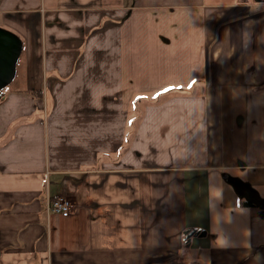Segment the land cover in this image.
I'll return each mask as SVG.
<instances>
[{"label":"crops","instance_id":"1","mask_svg":"<svg viewBox=\"0 0 264 264\" xmlns=\"http://www.w3.org/2000/svg\"><path fill=\"white\" fill-rule=\"evenodd\" d=\"M242 2L0 0V264H264V211L226 181L264 200V3Z\"/></svg>","mask_w":264,"mask_h":264},{"label":"water","instance_id":"2","mask_svg":"<svg viewBox=\"0 0 264 264\" xmlns=\"http://www.w3.org/2000/svg\"><path fill=\"white\" fill-rule=\"evenodd\" d=\"M20 53L21 42L19 38L0 28V89L4 88L14 77L15 66ZM226 181L237 196L264 211V200L255 189L232 177H227ZM203 236H205L204 231L192 229L187 232L185 239L189 243L192 237Z\"/></svg>","mask_w":264,"mask_h":264},{"label":"built area","instance_id":"3","mask_svg":"<svg viewBox=\"0 0 264 264\" xmlns=\"http://www.w3.org/2000/svg\"><path fill=\"white\" fill-rule=\"evenodd\" d=\"M73 212V206L66 197H59L55 200L48 201L46 204V213L48 217L61 216L67 217Z\"/></svg>","mask_w":264,"mask_h":264},{"label":"rangeland","instance_id":"4","mask_svg":"<svg viewBox=\"0 0 264 264\" xmlns=\"http://www.w3.org/2000/svg\"><path fill=\"white\" fill-rule=\"evenodd\" d=\"M235 1H237V0H235ZM253 1H257V0H243V5H245L246 3L247 4H250L251 2H253ZM259 1H261V2H263L264 3V0H259ZM3 90H6V89H3Z\"/></svg>","mask_w":264,"mask_h":264},{"label":"trees","instance_id":"5","mask_svg":"<svg viewBox=\"0 0 264 264\" xmlns=\"http://www.w3.org/2000/svg\"><path fill=\"white\" fill-rule=\"evenodd\" d=\"M243 204H244L245 206H253V205H251V204H249V203H247V202H245V201H243Z\"/></svg>","mask_w":264,"mask_h":264},{"label":"snow or ice","instance_id":"6","mask_svg":"<svg viewBox=\"0 0 264 264\" xmlns=\"http://www.w3.org/2000/svg\"><path fill=\"white\" fill-rule=\"evenodd\" d=\"M165 91H168V89H165Z\"/></svg>","mask_w":264,"mask_h":264}]
</instances>
